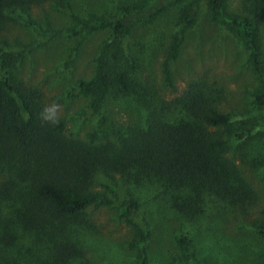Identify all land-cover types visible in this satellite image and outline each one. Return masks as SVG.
Wrapping results in <instances>:
<instances>
[{"label":"trees","instance_id":"1","mask_svg":"<svg viewBox=\"0 0 264 264\" xmlns=\"http://www.w3.org/2000/svg\"><path fill=\"white\" fill-rule=\"evenodd\" d=\"M44 1L0 0V27L10 17L34 26L24 13ZM182 1L119 2V15L111 17L92 12L80 17L66 8L73 23L67 31L108 33L93 58L92 74L75 81L74 94L89 96L90 108L95 109L110 96L132 97L147 113L142 126L111 127L118 134L116 143L65 136L63 120L51 126L40 119L45 105L30 90L13 84L9 77L0 78V264H15L12 253L28 257L31 264H93L81 236L87 209L101 205L116 208L130 228L126 245L134 264H148L150 234L139 216L141 204L131 191L143 183L186 220L198 218L214 202L244 210L250 190L226 156L228 142L222 134L238 139L255 133L264 137V48L256 16L227 13V0H204L210 21L223 25L247 50V63L257 81L251 97L261 110L258 119H231L196 84L171 101L157 100L132 76L131 64L121 59L120 41L133 21L150 23L167 6ZM245 3L250 13L264 10V0ZM194 15V4H184L177 24L191 25ZM47 30L52 35L63 33L48 25ZM180 42L179 35L171 37L162 62L163 83L171 89L169 62L178 57ZM4 43L0 36V51ZM99 175L127 186L113 185L115 197L111 198L92 189ZM249 226L264 236V203ZM175 243L185 264H203L193 258L188 232H180Z\"/></svg>","mask_w":264,"mask_h":264},{"label":"rangeland","instance_id":"2","mask_svg":"<svg viewBox=\"0 0 264 264\" xmlns=\"http://www.w3.org/2000/svg\"><path fill=\"white\" fill-rule=\"evenodd\" d=\"M133 0H46L32 4L24 17L34 26L10 17L0 27L5 41L0 51V78L9 77L45 106H61L64 135L94 143H116L118 134L111 127L142 126L145 109L132 97H107L99 108H90V97L74 94L77 79L88 78L93 58L108 35L107 30L71 33L73 23L66 8L80 17L88 12L103 17L119 15L117 4ZM195 6L194 21L183 28L177 14L184 4ZM226 12L256 16L264 48V10L250 13L245 0H227ZM63 30L52 35L47 30ZM173 35L181 38L178 57L169 62L174 89L163 83L162 62ZM122 62L139 85L157 100L171 101L190 85L196 84L211 96L220 110L233 120L258 119L261 110L252 102L257 81L247 63V50L226 28L209 19L204 0H183L169 5L152 22L133 21L121 39ZM25 116V111L21 110ZM104 115L106 121H102ZM256 128V126H255ZM252 132H256L254 129ZM227 139L226 156L233 161L250 192L245 194L244 210L237 205L214 202L194 220L175 215L162 196L148 184L132 189L139 200V216L149 231L146 245L148 264H185L175 243L176 236L188 232L193 258L203 264H264V236L249 226L256 209L264 203V137L256 133L241 139ZM126 187L119 179L97 176L92 189L114 198L112 186ZM244 195V194H243ZM82 239L86 256L93 264H134L127 247L130 228L119 211L109 206L87 209ZM15 264H31L30 259L12 253ZM7 257V256H6Z\"/></svg>","mask_w":264,"mask_h":264},{"label":"clouds","instance_id":"3","mask_svg":"<svg viewBox=\"0 0 264 264\" xmlns=\"http://www.w3.org/2000/svg\"><path fill=\"white\" fill-rule=\"evenodd\" d=\"M60 104L53 102L42 108L39 117L42 121L48 122L51 126H56L60 123Z\"/></svg>","mask_w":264,"mask_h":264}]
</instances>
